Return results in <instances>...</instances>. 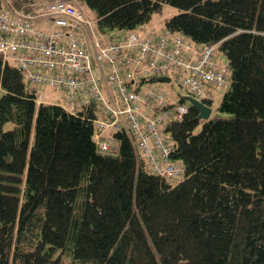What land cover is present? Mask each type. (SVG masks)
I'll return each mask as SVG.
<instances>
[{
	"label": "trees",
	"instance_id": "1",
	"mask_svg": "<svg viewBox=\"0 0 264 264\" xmlns=\"http://www.w3.org/2000/svg\"><path fill=\"white\" fill-rule=\"evenodd\" d=\"M35 1L0 0L7 24L22 15L31 21L34 31L18 38L66 30L44 22ZM76 1L95 19V36L75 38L92 53L91 68L68 75L98 77L95 39L111 48L122 31L138 37L157 31L134 30L171 5L177 10L160 29L197 46L215 45L216 59L225 56L229 84L216 107L224 115L202 120L187 103L181 118L166 123L170 158L184 170L165 177L149 169L124 128L111 135L116 147L99 146L92 118L103 111L94 100L83 104L89 84L86 93L68 96L63 85L28 78L18 60L22 50L0 53V264H264V0ZM11 26L0 37L17 36ZM55 39L66 45L65 36ZM29 68L50 76L58 70ZM171 74L162 81L180 78L181 71ZM160 77L148 68L137 89ZM41 85L61 90L63 100L39 102ZM145 87L173 104L169 90ZM107 138L99 136L110 143Z\"/></svg>",
	"mask_w": 264,
	"mask_h": 264
},
{
	"label": "built area",
	"instance_id": "2",
	"mask_svg": "<svg viewBox=\"0 0 264 264\" xmlns=\"http://www.w3.org/2000/svg\"><path fill=\"white\" fill-rule=\"evenodd\" d=\"M32 7L44 16V22H51L66 30L44 33L34 40L18 38L23 31H34L31 21L26 15H22L11 19L7 24L5 21L8 16L3 13L0 15V30L13 29L11 24H15L17 36L12 39L0 37V53L22 50L18 60L28 78L63 85L68 96L74 95L78 90L81 93L87 92L83 104L89 107V101L94 100L97 110L103 111L101 115L96 114L92 118L93 125L98 130L94 139L101 148L112 146L106 139L99 140L100 135L111 136L113 132L124 128L133 135L136 151L152 172L170 178L181 176L183 165L170 158L172 143L165 134L164 126L172 118H181L187 111V106L183 103L170 105L163 92L152 88L137 89V80L140 79L139 75L148 73V68L156 75L168 76L171 80V71L175 68V71H181L182 87L199 99L213 100L216 88L228 86L230 73L229 66L216 59L215 45L197 46L181 33L174 34L165 28L142 37L130 31L111 48L95 39L92 48L99 76L81 79L68 73L89 70L92 53L82 47L83 43H77L75 38H85L86 35L94 37L95 19L90 18L76 0H37ZM57 35L65 36L66 45H58L55 39ZM134 47L138 48L132 52ZM147 56L148 62L143 67H138L137 64ZM104 59L106 66H103ZM31 64H42L47 70L56 68L59 71L52 76L47 73L40 75L30 70ZM105 68L108 69L107 72ZM86 84L89 87L85 92Z\"/></svg>",
	"mask_w": 264,
	"mask_h": 264
},
{
	"label": "rangeland",
	"instance_id": "3",
	"mask_svg": "<svg viewBox=\"0 0 264 264\" xmlns=\"http://www.w3.org/2000/svg\"><path fill=\"white\" fill-rule=\"evenodd\" d=\"M176 8L171 6V5H164L163 8L157 12H154L151 16L150 21L148 22V24L144 25L142 28L136 29L134 30L138 35L143 34L146 30H158L160 23H163L164 18L172 15L173 13L176 12ZM89 12V10H88ZM90 18H93L92 14L88 13L87 14ZM144 29V30H143ZM115 33H120L121 31L116 30V31H112ZM126 32L122 31L121 32V39L123 38V36L125 35ZM217 59L219 62H225V56L222 54H217ZM154 76V75H152ZM156 78V77H154ZM139 84V83H138ZM140 86H150V87H154L156 89L159 90H163V91H167L169 90L172 93V97L170 98V101L173 104H177L180 102V97H185L188 96L186 89H184L181 85H180V78H177L176 80H173L172 82H163V81H157L156 79H152L150 81H146L144 83H142ZM225 91V88H219L215 91V97H220L222 96L223 92ZM37 96H39V94L42 96V100H39V102L44 101V102H61L63 100V92L61 90H57L52 88L49 85H41L37 87L36 90ZM2 94L1 90H0V95ZM189 103L188 101H186L185 104ZM215 114H220V115H224L222 113H219V111L215 108H213L211 115H215ZM11 123H7L5 126L9 127L11 126ZM107 140L114 144H117V142L112 138V137H108Z\"/></svg>",
	"mask_w": 264,
	"mask_h": 264
},
{
	"label": "water",
	"instance_id": "4",
	"mask_svg": "<svg viewBox=\"0 0 264 264\" xmlns=\"http://www.w3.org/2000/svg\"><path fill=\"white\" fill-rule=\"evenodd\" d=\"M158 80H165L168 81L169 77L167 76H163L158 78ZM186 99L189 101V103L195 107L198 110V118L205 120L208 119L211 115L212 109L210 106H208L207 104H205L204 102H202L201 100L193 97V96H186Z\"/></svg>",
	"mask_w": 264,
	"mask_h": 264
},
{
	"label": "crops",
	"instance_id": "5",
	"mask_svg": "<svg viewBox=\"0 0 264 264\" xmlns=\"http://www.w3.org/2000/svg\"><path fill=\"white\" fill-rule=\"evenodd\" d=\"M219 101H220V97H215L214 98V105L217 106L219 104Z\"/></svg>",
	"mask_w": 264,
	"mask_h": 264
},
{
	"label": "clouds",
	"instance_id": "6",
	"mask_svg": "<svg viewBox=\"0 0 264 264\" xmlns=\"http://www.w3.org/2000/svg\"><path fill=\"white\" fill-rule=\"evenodd\" d=\"M224 63H226L227 64V61L225 60V62ZM228 65V64H227ZM208 106H210V105H208Z\"/></svg>",
	"mask_w": 264,
	"mask_h": 264
},
{
	"label": "bare ground",
	"instance_id": "7",
	"mask_svg": "<svg viewBox=\"0 0 264 264\" xmlns=\"http://www.w3.org/2000/svg\"><path fill=\"white\" fill-rule=\"evenodd\" d=\"M194 96V95H193ZM196 97V96H195Z\"/></svg>",
	"mask_w": 264,
	"mask_h": 264
}]
</instances>
